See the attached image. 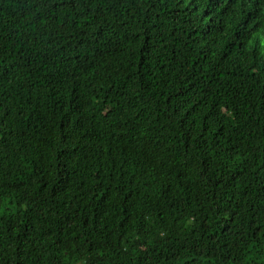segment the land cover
Masks as SVG:
<instances>
[{"label":"trees","instance_id":"obj_1","mask_svg":"<svg viewBox=\"0 0 264 264\" xmlns=\"http://www.w3.org/2000/svg\"><path fill=\"white\" fill-rule=\"evenodd\" d=\"M0 264H264V0H0Z\"/></svg>","mask_w":264,"mask_h":264},{"label":"rangeland","instance_id":"obj_2","mask_svg":"<svg viewBox=\"0 0 264 264\" xmlns=\"http://www.w3.org/2000/svg\"><path fill=\"white\" fill-rule=\"evenodd\" d=\"M8 208H12V205H7Z\"/></svg>","mask_w":264,"mask_h":264},{"label":"bare ground","instance_id":"obj_3","mask_svg":"<svg viewBox=\"0 0 264 264\" xmlns=\"http://www.w3.org/2000/svg\"><path fill=\"white\" fill-rule=\"evenodd\" d=\"M224 6V5H223Z\"/></svg>","mask_w":264,"mask_h":264}]
</instances>
